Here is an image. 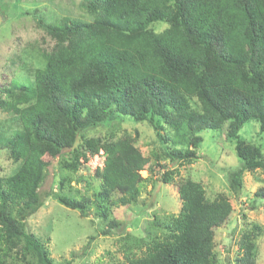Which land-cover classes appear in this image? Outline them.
Instances as JSON below:
<instances>
[{
    "label": "trees",
    "instance_id": "trees-1",
    "mask_svg": "<svg viewBox=\"0 0 264 264\" xmlns=\"http://www.w3.org/2000/svg\"><path fill=\"white\" fill-rule=\"evenodd\" d=\"M77 5L78 15L34 19L52 43L24 47L20 59L31 82L11 79L0 89V111L7 115L0 121V149L19 163L0 175V264H72L75 251L56 261L26 226L43 204L40 187L51 163H58V174L48 194L84 217L93 208L104 235L120 225L110 217L112 207L136 204L155 168L169 183L179 166L200 157L202 130L224 127L233 140L240 161L228 178L234 196L244 172H264L262 145L238 136L250 120L264 132V0ZM126 122L152 129L157 146L149 156L136 146L138 131L132 135L122 126ZM99 151L98 189L82 193L71 182L84 180L80 166ZM177 193V215H153L140 235L124 232L117 239L122 259L113 264H219L215 231L232 211L228 197L217 192L209 198L191 178L179 181ZM254 197L264 199V186ZM262 228L255 222L242 228L234 264H257Z\"/></svg>",
    "mask_w": 264,
    "mask_h": 264
},
{
    "label": "rangeland",
    "instance_id": "rangeland-1",
    "mask_svg": "<svg viewBox=\"0 0 264 264\" xmlns=\"http://www.w3.org/2000/svg\"><path fill=\"white\" fill-rule=\"evenodd\" d=\"M77 2L78 0H0V4L4 3L0 7V89L11 79L31 82V74L22 68L24 63L20 55L24 47L36 45L49 48L52 43L35 25L34 19L55 14L78 15L81 11ZM5 117L6 113L0 111V121ZM122 126L132 135H135V130L138 131L136 146L143 155L149 156L151 149L157 146L152 129L145 123L135 125L126 122ZM105 131V128H100L97 134L102 135ZM199 134L202 137L197 149L200 157L190 164L179 166L180 174L169 183L161 181V170L155 168L151 177L153 180L144 187L136 204L112 207L110 217L115 218L120 225L113 227L107 235L102 234L104 225L100 217L94 216L93 208L84 217L48 194L51 190L55 191L58 174V163H51L40 187L43 204L27 218L28 230L46 242L56 261L69 259L71 251H75L72 264H113L117 259H122L117 239L124 232L140 235L143 226L153 215H177L180 208L177 184L183 178H191L203 185L209 198L222 192L232 205L227 221L215 231L218 263L234 264L239 232L255 222L263 227L257 240V264H264V199L254 197V192L264 186V172L259 169L244 172L240 194L238 197L234 196L229 190L228 178L231 170L239 167L240 161L235 154L233 140L226 139L224 127L219 130H202ZM238 136L260 143L264 150V132H259L255 120L245 122L239 129ZM87 156L77 172L84 180H73L71 185L78 187L82 193L91 194L98 189L99 180L94 177V169L103 165L104 155L99 151ZM18 165V162L10 159L6 149H0V175L11 174ZM140 174L145 177L148 171L141 170ZM90 235L93 238L89 239ZM227 256L230 262L227 261Z\"/></svg>",
    "mask_w": 264,
    "mask_h": 264
}]
</instances>
